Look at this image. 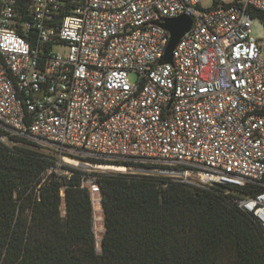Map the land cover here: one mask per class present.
I'll list each match as a JSON object with an SVG mask.
<instances>
[{"label":"built area","instance_id":"2783aa9c","mask_svg":"<svg viewBox=\"0 0 264 264\" xmlns=\"http://www.w3.org/2000/svg\"><path fill=\"white\" fill-rule=\"evenodd\" d=\"M212 1L0 0V141L51 147V170H79L92 205L100 175L117 172L106 167L199 190L260 186L233 203L264 228V42L251 13L264 0ZM181 16L195 26L160 64L170 34L158 23Z\"/></svg>","mask_w":264,"mask_h":264},{"label":"trees","instance_id":"16d2710c","mask_svg":"<svg viewBox=\"0 0 264 264\" xmlns=\"http://www.w3.org/2000/svg\"><path fill=\"white\" fill-rule=\"evenodd\" d=\"M251 13L264 24V12ZM20 143L0 141V264H264V228L233 203L260 186L194 191L166 177L101 174L99 252L82 173H56L50 156Z\"/></svg>","mask_w":264,"mask_h":264},{"label":"rangeland","instance_id":"374dc122","mask_svg":"<svg viewBox=\"0 0 264 264\" xmlns=\"http://www.w3.org/2000/svg\"><path fill=\"white\" fill-rule=\"evenodd\" d=\"M228 1H232V0H228ZM212 5H213L212 0H201L202 9H210L212 7ZM178 18H180V17H178ZM252 35L256 40H260V41L264 42V24L261 21L254 20ZM262 53H263V58H264V45L262 47ZM131 80H134V76H131ZM8 144L11 146L14 145L17 147H26L22 143L15 144V143H9L8 142ZM38 152L54 158V155L52 154V148L49 146H46L42 149H38ZM70 164H73V163H70ZM124 171H117V172L105 171V174L121 173V174L130 175L129 173H123ZM142 171L147 172V171H145V169H143ZM128 172H130V171H128ZM189 188H191V187H189ZM191 189L194 191H202V190H199L196 188H191ZM93 210H94V231H95L96 240H97V249L100 252L101 251L100 241H101L102 236L105 232L104 213H103L102 206L99 205L98 203L93 204ZM61 212H62V216H65V203H64V201H62Z\"/></svg>","mask_w":264,"mask_h":264},{"label":"water","instance_id":"95a60500","mask_svg":"<svg viewBox=\"0 0 264 264\" xmlns=\"http://www.w3.org/2000/svg\"><path fill=\"white\" fill-rule=\"evenodd\" d=\"M158 24L170 34V40L160 64H172L176 46L194 28L195 20L191 16H181L180 18L166 19L163 23Z\"/></svg>","mask_w":264,"mask_h":264},{"label":"bare ground","instance_id":"6f19581e","mask_svg":"<svg viewBox=\"0 0 264 264\" xmlns=\"http://www.w3.org/2000/svg\"><path fill=\"white\" fill-rule=\"evenodd\" d=\"M68 163L76 164L73 161H68ZM105 170H112V171H124L125 169L123 167H106Z\"/></svg>","mask_w":264,"mask_h":264}]
</instances>
